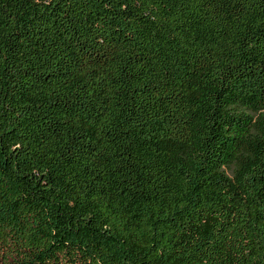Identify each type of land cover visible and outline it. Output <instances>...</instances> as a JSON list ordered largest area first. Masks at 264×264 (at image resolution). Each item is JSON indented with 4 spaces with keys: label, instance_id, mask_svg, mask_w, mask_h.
Wrapping results in <instances>:
<instances>
[{
    "label": "trees",
    "instance_id": "trees-1",
    "mask_svg": "<svg viewBox=\"0 0 264 264\" xmlns=\"http://www.w3.org/2000/svg\"><path fill=\"white\" fill-rule=\"evenodd\" d=\"M0 264H264V0H0Z\"/></svg>",
    "mask_w": 264,
    "mask_h": 264
}]
</instances>
